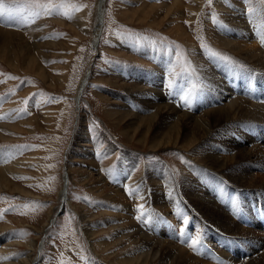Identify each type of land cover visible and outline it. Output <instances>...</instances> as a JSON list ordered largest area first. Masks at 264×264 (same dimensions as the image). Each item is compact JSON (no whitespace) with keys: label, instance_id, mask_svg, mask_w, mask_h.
Instances as JSON below:
<instances>
[{"label":"rangeland","instance_id":"1","mask_svg":"<svg viewBox=\"0 0 264 264\" xmlns=\"http://www.w3.org/2000/svg\"><path fill=\"white\" fill-rule=\"evenodd\" d=\"M177 1L107 0L100 6L105 13L100 43L96 47L93 39L100 13L99 0H63L67 5L86 7L75 11L68 6L59 11L53 9L51 14L37 6L48 0H4L6 7L0 13V29L10 35L7 43L0 44V113L8 118L1 125L0 153L11 159L9 164L17 163V168L9 170L7 178L0 182V257H12L11 264L27 256L36 259L35 264H124L135 244L127 240L122 244L116 242L118 234H129L131 227H127V220L123 221L128 215L119 203L105 200L108 193L116 190V183L109 181V175L121 168L130 182L135 177L139 188L146 183L152 194L156 188L148 186V176L152 174L158 180L162 177L151 170L154 165L170 170L167 175L170 174L169 180L180 199L184 198L188 181L186 173L191 180L202 181L199 189L208 196L215 195L218 187L223 186L221 191L226 201H221V197L216 205L247 229L249 235L230 240L220 233L213 238V243L208 242L218 245L236 241L240 250L257 251L258 255L252 254L251 258L264 254V228L258 225V212L264 214V190L239 191L232 189L233 185L228 189L226 185L231 178L214 175L189 149L154 148L151 143L158 134L159 123H153L151 130L144 124L134 133L128 127L131 118L110 116L121 104L130 106L134 113L139 112L141 103L130 98L128 91L134 87L136 78L143 82L145 78L157 79L158 55L168 57V70H173L172 75L178 82L189 77L198 80L191 54L194 50L181 35L190 37L206 53L211 54L209 49L220 53L214 57L231 65L234 63L227 48L216 43L212 35L220 33L221 27L235 33L239 31L237 21L243 20L250 26L253 18L259 25H253L250 33L264 32L262 0H211L210 3L209 0H179L182 11L181 7L174 6ZM52 2L59 4L62 0ZM234 17L236 21L231 19ZM225 56L230 60L226 62L222 58ZM167 75L165 72L159 79L165 80ZM85 77L89 81L81 91ZM200 83L196 82L194 89L198 94L202 92ZM195 99L200 100L198 96ZM234 127L230 135L235 142L249 138L264 147V127ZM80 130L88 134L87 140H81ZM227 141L208 144L217 154L229 157L231 143ZM245 146L252 149L249 143ZM235 168L249 171L259 181L264 174L261 165L253 161H244ZM98 173L108 178V186L102 184ZM65 177L69 183L61 209ZM30 204L31 207H26ZM159 205L148 206L151 214L160 213L147 222L154 224L152 232L162 234L167 241L171 237L181 239L176 228L180 222L162 216ZM167 205L166 201L164 206ZM170 211L171 207L169 214ZM84 214L89 217L87 223L83 221ZM162 218L167 225L158 230L155 219L163 221ZM190 218L193 220L192 215ZM87 226L95 232L93 237L87 235ZM191 227L189 230L195 232ZM186 241L191 242L189 238ZM196 252L200 254L197 249ZM204 258L210 264L222 263L214 257Z\"/></svg>","mask_w":264,"mask_h":264},{"label":"bare ground","instance_id":"2","mask_svg":"<svg viewBox=\"0 0 264 264\" xmlns=\"http://www.w3.org/2000/svg\"><path fill=\"white\" fill-rule=\"evenodd\" d=\"M106 1L99 0L98 4L100 13L97 14V28L95 29L93 39L96 47L100 43L99 39L103 30L105 13L103 9L101 10L100 6L103 7ZM174 4L177 8L181 7V11L183 10L179 0ZM231 19L235 20V17ZM237 22L240 23L237 27L239 31L234 33L226 29L224 30L221 27L220 33L212 35L216 43L221 45V47L227 48L234 64L222 63L220 59L214 57L212 54L200 50L190 37H185V35L182 37L181 35L180 38L187 40L189 43L188 46L194 50L191 54L193 56L194 66L197 69L196 75L198 80L196 79L195 81V78L190 80L189 77L186 80L178 82L175 79L176 76L174 77L172 75L173 70H168L170 67L168 57L165 54L158 55L156 56L155 63L158 66L157 70H159L160 75H157V79L156 77H152L149 80L145 78L143 82L139 78H136L137 82L134 83V87L128 91L130 98L137 101V103H141L138 106L139 112L134 113L130 106L121 104L119 106L121 109L117 107V110L111 113L112 115L110 114V116L119 117L120 119L131 118L132 122L128 127L134 133L144 124L148 125L147 127L150 129L153 123H159L158 134L155 135L151 143L154 148L162 146L169 147V149L170 146L175 149H179V147L187 148L193 156L197 157L196 160H199L207 169L209 168L214 175L216 174L219 178L229 176L231 182H229V185H226L228 189L230 185H233L235 188L232 189H238L239 191L249 189L260 191L264 190V174L259 181L258 176L255 177L249 171H243L240 168H235V166L244 161H253L261 165L263 170L264 147L257 145L258 143H255L249 138L235 142L234 138L230 135V131L235 128L234 126L240 129L237 125H241L242 127L244 125H253L256 128L264 127V32L255 31V33H250L253 25L256 24V27L259 25L255 18L250 19V26L243 20ZM81 23L84 24V22ZM9 35V32H4L0 29V44L7 43ZM13 38L15 39V37ZM237 38L241 40L238 41ZM129 45L130 43L126 47L128 48ZM165 72L169 76L167 75L165 80L159 79ZM88 81L87 78L82 81L80 85L81 91L86 89ZM198 81L201 82L200 85L202 87L200 94H198L197 90L194 92L196 82L198 83ZM145 84L146 86H143ZM247 84H249L248 88H246ZM242 85L245 88L241 87ZM246 89L247 91H245ZM196 96L200 100L195 99ZM6 118L8 116L0 113V131L2 129V121ZM155 126L157 127V125ZM80 133L81 140H87L88 134L83 130H80ZM224 139L231 143L229 148L231 154L229 157L217 154L215 148L210 146L213 142L218 143ZM204 143L206 144L203 145ZM246 143L252 145V149H248L245 146ZM0 158L3 159L0 162L1 182L5 179L9 170H16L17 166L15 164L17 163L9 164V160L11 161V159H8L2 151ZM123 169L126 170V168ZM151 170H156L162 176L159 180L152 174L148 176V186L156 188L154 192L152 191L154 194L148 192L146 183L142 188H139V183L137 184V181H134L135 177H133V182H130L131 179L128 180V177L125 176L127 173H124L121 168L116 171H111L109 175V181L116 183V190L108 193L105 200L119 203L118 205L124 210L125 214L130 216L125 215L127 218L125 217L123 219V221L127 220V227H131L130 233L124 235H120L122 233L118 234L119 238L116 237V242L122 244V242L127 240L135 244L133 253L131 252V255L125 259L124 264H147L149 261L150 264H210L204 260V257H214L219 263L222 262L221 264H264V254L257 258H251V255H254L257 251L253 249H247V252L240 250L239 245L235 244L236 241L234 243H230L229 241H225L224 243L219 242L220 244L218 243V245L209 243H213V238L216 234L220 233V236H224L230 240L239 238L242 235H249L247 229L240 227L229 217L225 210L216 205L215 202L220 200L221 197V201H226L224 199L226 195L221 191L223 186L220 185L221 187H218L217 190L219 191L215 192V195H212V193L208 196L203 190L199 189L201 188L202 181L195 182L186 173L185 178L188 181L184 187L185 192L183 194L185 196L182 195L184 198L180 199V197L178 198L175 195L176 192L170 181L171 178L169 180L168 176L170 174L167 175V171L170 172V170H167L161 165H154ZM98 176L103 181V185H109L106 182L108 178L105 179L104 175L100 173H98ZM159 187L166 189L168 192L170 191L169 194L163 193V190H160ZM65 189L67 190L64 187L61 193V200L65 199L66 201L67 195L63 194ZM101 192H104L103 189ZM130 192L132 193L131 195L129 194ZM252 195L254 196V194ZM124 197L128 198L131 203H128ZM166 201L168 205L164 206ZM157 203L160 204L159 210L163 211L162 216L180 222L177 223L176 228L178 229V234H181V239L171 237V240L167 241L164 240L162 234L152 232L154 224L147 222L151 220L152 216H157L156 213H160L154 212L151 214L148 206L152 205L155 207ZM223 204L226 205V202ZM141 205L143 206V213L138 211ZM167 207L168 210H165ZM170 207L171 211L169 214ZM193 213L196 215L195 218H193ZM190 215H192L193 220H191ZM142 216L143 218H141ZM88 219L89 217L84 214L83 221L87 223ZM258 219L259 227L264 228V214L260 211L258 212ZM191 221V229L195 230V232L189 230ZM155 222L159 226L158 230L162 226L167 225L165 219L163 221L155 219ZM251 224H256V222ZM86 231L89 237L94 236L95 232L93 233L92 228L87 226ZM186 231L187 233H185ZM196 236L200 238V245L196 248L189 247L190 242L186 241V239L189 238L191 241ZM109 247L108 249H110ZM41 249L42 247L40 246L39 253ZM196 249L200 254L196 252ZM110 254H113V252ZM235 254L238 257L232 256ZM256 254L258 255V253ZM27 257L29 259H19L17 264L36 263V259H33L31 256ZM12 259L10 256L0 257V264H11Z\"/></svg>","mask_w":264,"mask_h":264},{"label":"snow or ice","instance_id":"3","mask_svg":"<svg viewBox=\"0 0 264 264\" xmlns=\"http://www.w3.org/2000/svg\"><path fill=\"white\" fill-rule=\"evenodd\" d=\"M211 2V0H209V3ZM262 2H264V0H262ZM38 7H42L44 9H46L48 11L49 14H51V11L53 9H56L57 11H59V9L61 8H64V7H68V6H71L74 8L75 11H80L82 10L84 7H86V5H67L66 3L62 2L59 3V4H56V3H53L52 0H48L47 3H44V4H37ZM6 7L5 3H4V0H0V13L3 12L4 8ZM62 15H67V13H61ZM68 18H71L70 16ZM209 51L211 52V54L213 56H220V53L212 50V49H209ZM224 60H230L229 57H222ZM10 79H17L16 77H9ZM27 101H25L26 103ZM130 195L132 194L131 192L129 193ZM26 207H31V204L30 205H26ZM138 211H140L141 213H143V206L141 205L138 209ZM143 218V216L141 217ZM186 222V221H185ZM200 238L198 236L196 237H193L191 239V242L189 243V247L191 248H196L199 244H200Z\"/></svg>","mask_w":264,"mask_h":264},{"label":"water","instance_id":"4","mask_svg":"<svg viewBox=\"0 0 264 264\" xmlns=\"http://www.w3.org/2000/svg\"><path fill=\"white\" fill-rule=\"evenodd\" d=\"M65 175H67V173L65 172ZM65 188H67V185L69 183L68 179L65 177ZM63 194H67V190L65 189L64 193ZM64 204H65V199L62 200V205H61V209L64 207ZM43 244H44V241L42 242V244L40 245L41 247H43Z\"/></svg>","mask_w":264,"mask_h":264}]
</instances>
